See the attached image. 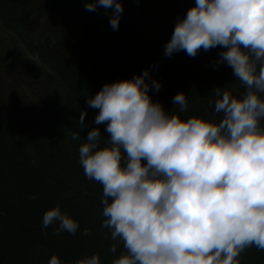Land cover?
I'll use <instances>...</instances> for the list:
<instances>
[{
	"label": "clouds",
	"instance_id": "1",
	"mask_svg": "<svg viewBox=\"0 0 264 264\" xmlns=\"http://www.w3.org/2000/svg\"><path fill=\"white\" fill-rule=\"evenodd\" d=\"M119 28L122 0H86ZM221 48L219 64L233 70L242 97L216 88L218 121L170 114L153 99L162 82L151 70L105 83L87 100L94 127L79 147V164L103 186L102 227L110 232L112 264H240L248 246L264 249V0H195L177 18L164 55ZM188 108L183 91L172 100ZM87 111L79 116L83 129ZM106 125L107 146L100 147ZM79 140V132L71 133ZM35 198V197H33ZM76 235L79 221L59 204L42 217V231ZM84 228V236L90 234ZM48 264H63L53 255ZM75 264H101L100 255Z\"/></svg>",
	"mask_w": 264,
	"mask_h": 264
},
{
	"label": "trees",
	"instance_id": "2",
	"mask_svg": "<svg viewBox=\"0 0 264 264\" xmlns=\"http://www.w3.org/2000/svg\"><path fill=\"white\" fill-rule=\"evenodd\" d=\"M122 2L119 28L113 30L110 13L102 7L87 11L86 0H0V34L31 33L41 26L50 30L44 47L37 46L47 66L37 87L31 92L13 90L0 77V90L10 101L0 106V264H48L53 255H59L63 264H75L97 253L101 264H112L125 252L122 243L115 254L110 251L116 242L102 227L103 186L87 179L78 162L79 147L97 127L98 110L87 100L105 83L150 69L151 78L162 82L159 92H152L153 99L183 120L218 122L222 116L214 111L216 88L237 98L245 92L230 67L217 66L219 47L194 58L183 51L164 55L177 18L195 0ZM45 81L48 85L40 87ZM181 91L188 99L184 112L172 103ZM37 109L43 110L42 118L33 119ZM82 111H87L83 129L78 126ZM99 127L100 147H105L106 125ZM73 131L79 132V140L72 139ZM57 204L79 221L76 235H55L56 225L42 231L44 213ZM84 228L91 230L88 236L81 234ZM237 259L240 264H264V249L248 246Z\"/></svg>",
	"mask_w": 264,
	"mask_h": 264
},
{
	"label": "rangeland",
	"instance_id": "3",
	"mask_svg": "<svg viewBox=\"0 0 264 264\" xmlns=\"http://www.w3.org/2000/svg\"><path fill=\"white\" fill-rule=\"evenodd\" d=\"M49 31L46 26H41V30L31 33L9 31L8 36L0 34V77H3L1 81L5 82L8 88L16 90V87H19L23 91L30 89L28 91L31 92L32 88L43 81L42 71L44 68L47 69V66L40 59L37 46L44 47L43 42L48 40ZM47 85L45 81L40 87ZM7 94L5 90H0V106L10 104V101H7ZM38 95L41 97V92ZM42 111L35 110L33 119L42 118ZM34 127L36 128L35 125Z\"/></svg>",
	"mask_w": 264,
	"mask_h": 264
},
{
	"label": "water",
	"instance_id": "4",
	"mask_svg": "<svg viewBox=\"0 0 264 264\" xmlns=\"http://www.w3.org/2000/svg\"><path fill=\"white\" fill-rule=\"evenodd\" d=\"M182 73L184 74V76H187V72H186V69L184 67L182 68Z\"/></svg>",
	"mask_w": 264,
	"mask_h": 264
}]
</instances>
